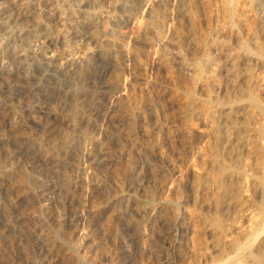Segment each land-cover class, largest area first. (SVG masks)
<instances>
[{"label": "rangeland", "instance_id": "rangeland-1", "mask_svg": "<svg viewBox=\"0 0 264 264\" xmlns=\"http://www.w3.org/2000/svg\"><path fill=\"white\" fill-rule=\"evenodd\" d=\"M187 4L0 0V264L264 253V0Z\"/></svg>", "mask_w": 264, "mask_h": 264}, {"label": "bare ground", "instance_id": "bare-ground-1", "mask_svg": "<svg viewBox=\"0 0 264 264\" xmlns=\"http://www.w3.org/2000/svg\"><path fill=\"white\" fill-rule=\"evenodd\" d=\"M232 1V0H231ZM186 2L188 3L187 5H189V6H191V7H193V6H195L196 4H197V0H186ZM227 3H228V1H227ZM245 3V2H244ZM247 3V2H246ZM213 4V3H212ZM94 5V4H93ZM124 5V4H123ZM232 5V4H231ZM247 5H248V3H247ZM122 6V5H121ZM213 6V5H212ZM234 6V5H233ZM243 7H246V6H243ZM250 7V6H249ZM21 8V7H20ZM99 8V7H98ZM132 8V7H131ZM254 8V7H253ZM229 9V8H228ZM231 9V11L229 12V14H228V16H230L229 18H230V22H232V21H234L231 25L233 26V25H235V26H237V28L238 29H240V31H241V25L243 24V18H242V16H235V14H236V9L235 8H230ZM264 9V8H263ZM191 10H192V8H191ZM51 11V10H50ZM207 11V10H206ZM238 11V10H237ZM259 11V10H258ZM191 12V11H190ZM36 15V14H35ZM38 15H39V13H38ZM159 15V14H158ZM241 15V14H240ZM20 16V15H19ZM115 16V15H114ZM43 17V16H42ZM35 18H37V17H35ZM17 19L18 18H16V21H17ZM38 19H39V17H38ZM41 20V19H40ZM108 20V19H107ZM219 21V20H218ZM245 21V20H244ZM7 22V21H6ZM201 22V21H200ZM209 22V21H208ZM39 22H37V24L36 25H39L38 24ZM202 23V22H201ZM219 23V22H218ZM256 23V22H255ZM42 24V23H41ZM49 24V23H48ZM220 24V23H219ZM163 25V24H162ZM106 26V25H105ZM21 27V26H20ZM49 27V26H48ZM63 27V26H62ZM64 28V27H63ZM257 28V27H256ZM12 29V28H11ZM47 29V28H46ZM258 29V28H257ZM256 29V30H257ZM45 30V29H44ZM52 30V29H51ZM57 30V29H56ZM63 30V29H62ZM183 30V29H182ZM15 31V30H14ZM35 31V30H34ZM75 31V30H74ZM199 32V31H198ZM205 32V31H204ZM256 33H258L257 34V36H255L256 37V39L258 40L257 41V43L255 44L256 46H253L252 44H251V42L249 43V41L250 40H245V41H247L248 43H241V41L239 40V43H240V45H242L241 47H242V49L244 48L245 50H247V51H249V52H252V53H254V54H258V55H260V56H262V57H264V51H263V48L264 47H262V44L264 43L261 39L263 38V40H264V37H262L261 35H260V32H259V30H257V31H255ZM42 33H44V32H42ZM46 33V32H45ZM77 34H78V32H76ZM249 33V32H248ZM38 34H40V32L38 33ZM37 34V35H38ZM210 34V33H209ZM25 35V34H24ZM36 35V36H37ZM47 36H48V32H47V34H46ZM254 35H255V33H254ZM45 36V35H44ZM46 36V37H47ZM54 36V35H53ZM86 36V35H85ZM110 36V35H109ZM30 37V36H29ZM262 37V38H261ZM47 38H49V37H47ZM54 39V38H53ZM57 39V38H56ZM78 39V38H77ZM48 40V39H47ZM243 41V40H242ZM58 42V41H57ZM22 43V42H21ZM219 43V42H218ZM220 45V44H219ZM40 46V45H39ZM16 47V46H15ZM220 47V46H219ZM235 47V46H234ZM240 47V48H241ZM93 48V47H92ZM199 48V47H198ZM219 49V48H218ZM64 50V49H63ZM220 51H221V49H219ZM235 50V49H234ZM240 50V49H239ZM230 51V50H229ZM238 51V50H237ZM210 52V51H209ZM241 53V52H240ZM247 54V53H246ZM230 55V54H229ZM244 55V54H243ZM207 56V55H206ZM259 56V57H260ZM207 58V57H206ZM261 58V57H260ZM230 61H232V63H233V66L236 68V69H243V65H244V63H246V61H245V56H242L241 57V55H239V53H234V54H232L231 56H230ZM247 60V59H246ZM261 60V59H260ZM192 65V64H191ZM4 66V65H3ZM248 66V65H247ZM198 67V66H197ZM248 68V67H247ZM3 70V69H2ZM251 70V69H250ZM256 70V69H255ZM254 70V71H255ZM248 71V70H247ZM248 72H251V71H248ZM247 72V73H248ZM9 73V72H8ZM8 73H7V71H6V74L5 73H2V76L3 77H9V76H11V75H8ZM11 73V72H10ZM12 74V73H11ZM245 74V73H244ZM252 74V73H251ZM7 75V76H6ZM239 75V74H238ZM240 75H241V73H240ZM252 77H254V76H252ZM12 78V77H11ZM8 79V78H7ZM223 79V78H222ZM9 80H11V79H9ZM12 80H15V77L14 78H12ZM16 82V81H15ZM25 82V81H24ZM249 85H251V83H249ZM255 86V85H254ZM247 87H250V86H247ZM252 87V86H251ZM256 87V86H255ZM253 89V90H252ZM251 89V91L250 92H248V96L247 97H249V99L251 100V104L253 105V108L254 107H257L258 109H256V110H258L257 112H258V114L256 115L255 113V115H256V117H255V121H256V123H258V127L257 128H259V134H260V136L264 139V96H262L261 95V93H260V91H262V87L258 90V88H257V90H258V92L254 89V88H252ZM257 92V93H256ZM242 96H244V93L243 94H241ZM246 96V95H245ZM225 99V98H224ZM225 101V100H224ZM228 101H229V99H228ZM230 101H231V98H230ZM250 104V105H251ZM251 105V106H252ZM249 108H251V107H249ZM253 108H251L252 110H253ZM57 110V109H56ZM242 110V109H241ZM253 111H251L250 113L251 114H253L252 113ZM250 113H248V114H250ZM255 115H253V116H255ZM250 116V115H249ZM252 116V115H251ZM252 118V117H251ZM238 119V118H237ZM236 120V119H235ZM248 120H250L249 118H248ZM248 120H247V122H248ZM237 121H239V120H237ZM251 121V120H250ZM253 121V120H252ZM41 122V121H40ZM18 123V122H17ZM240 123V122H239ZM251 123H253L254 124V122H251ZM251 126H253V125H251ZM49 127H51V125L49 126ZM250 127V126H249ZM248 126H247V124L245 125V126H241L240 128V130H239V133H240V131L241 132H243V131H247V128H249ZM14 128V127H13ZM251 128V127H250ZM250 130V129H249ZM254 130V129H253ZM238 133V132H237ZM254 133V132H253ZM237 136V135H236ZM256 137H259V135L258 136H256ZM253 138V137H252ZM258 139H260V137L258 138ZM259 141V140H258ZM256 145V144H255ZM261 145V144H260ZM261 147H263V146H261ZM28 150V149H27ZM31 152V151H30ZM38 157V156H37ZM263 157V158H262ZM262 157H258L260 160H261V163H262V160H263V164H264V149H263V156ZM259 159H257L258 160V163H259ZM226 163V162H225ZM260 163V164H261ZM259 165V164H258ZM225 166H227V165H225ZM215 167V166H214ZM222 169H224V167H221ZM228 170V169H227ZM219 171V170H218ZM263 171V170H262ZM224 174V173H223ZM262 175V174H261ZM259 178V177H258ZM230 179V178H229ZM248 179V178H247ZM264 179V178H263ZM262 185H263V187L261 186V187H259L260 189H261V191H260V193L262 194V196H263V202H264V181H263V183H261ZM38 188V187H37ZM227 190V189H226ZM258 190V189H257ZM224 191V190H223ZM227 191H229V192H231L230 191V189L229 190H227ZM225 194V196L228 194V192H224ZM234 194V193H233ZM264 207V206H263ZM264 209H262V211H263ZM34 211V210H33ZM28 213V212H27ZM264 216V215H263ZM220 218V217H219ZM258 232V231H257ZM260 232L261 231H259V233H258V235H260ZM253 234V233H252ZM254 235V234H253ZM252 235V236H253ZM257 235V236H258ZM251 236V237H252ZM256 236V235H255ZM257 236L256 237H254V239H253V237L252 238H250V236H249V240H248V246L249 247H253L252 245H254V243H255V240H257ZM247 246V247H248ZM248 247V248H249ZM261 247V246H260ZM250 249V248H249ZM262 250V249H261ZM258 252H260V251H258ZM252 253V252H251ZM252 256V260H253V263H255V264H263L264 263V253H257V254H252L251 255ZM251 260V261H252ZM247 261V260H246Z\"/></svg>", "mask_w": 264, "mask_h": 264}]
</instances>
